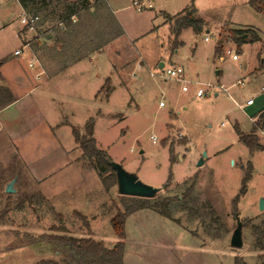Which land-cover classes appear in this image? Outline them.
Listing matches in <instances>:
<instances>
[{
	"label": "rangeland",
	"instance_id": "374dc122",
	"mask_svg": "<svg viewBox=\"0 0 264 264\" xmlns=\"http://www.w3.org/2000/svg\"><path fill=\"white\" fill-rule=\"evenodd\" d=\"M131 2L89 0L90 5L75 16L68 28L74 33L63 35L75 46L72 53L93 52L108 44L104 51L116 64L112 73H119L121 82L104 103L103 94L93 102L86 85H63L59 108L64 120L74 122L79 130L83 122L92 118L97 147L144 184L160 188L152 198L178 196L183 200L182 193L194 182L193 203L200 211H207L200 206L209 200L221 225L213 223L211 216L191 218L186 211H176L178 203L173 202L168 209L179 219L180 229L160 236L150 225L138 224L150 247L141 249L135 237L137 232L133 234L135 230H132V244L127 242L123 264H264V208H258V199L264 197V150L251 154L235 131L237 127L240 132L249 133L252 128L246 114L235 103L255 99L258 105L264 100V14L250 8L246 0H143L152 7L141 13L128 9ZM52 4L49 3L47 11H51ZM191 6L204 22L201 31L195 33L188 27L175 37L162 15L173 17ZM55 7L58 12L53 17L62 8L57 4ZM122 7L127 8L117 18L111 11ZM20 13L16 0H0V24L8 21L11 31L7 37H0V57L18 44L13 33L21 25ZM144 21H152V25L138 35ZM55 22L43 23L37 40L33 38L35 32H28L27 36L25 32L24 40L33 35L30 45L42 43L46 38L43 31L48 28L53 38L56 37V31H60ZM120 30L125 33L117 38ZM228 30H248L250 37L236 42ZM218 42L222 46V60L214 56ZM115 47L123 50L118 57L113 52ZM227 50L236 54L237 59L232 60ZM127 56L131 58L126 65L121 64L122 71L119 62ZM159 63L164 68L180 67L187 90L182 91V83L173 78L159 77ZM79 66L71 67L68 72H77ZM237 80H242V84H237ZM75 81L72 78L71 83ZM111 81L115 82L116 77H111ZM220 84L230 96L218 88ZM198 89L204 91L201 96L196 95ZM98 101H101L100 112H97ZM160 101L163 106H159ZM249 109L245 112L249 113ZM150 136H155L156 141L152 142ZM259 142L264 144L260 139ZM203 152L206 156L202 165L197 166ZM16 158L11 140L0 134V264L57 260L58 255L46 251L39 242V236L44 233L90 237L107 247L113 246L117 239L109 220L116 207L122 208L120 200L124 196L118 193L116 184L106 191L90 172L89 176L70 178L66 185H61L62 176L54 177L46 185L52 187L53 199L43 192H33L43 187L29 180L25 185L18 182L15 192L6 193L1 180L8 174H13V179L22 173ZM248 164L251 176L240 194ZM166 183L169 185L164 187ZM148 209L140 215H160ZM74 210L84 215L78 217ZM57 214L61 217H56ZM234 215L242 222L239 248L231 247L229 242L236 226ZM141 218L137 220L140 222ZM124 230L126 234L125 225ZM214 234L218 237L208 240ZM162 238L178 243L179 251L170 245L161 248L153 243L161 245ZM134 244L140 249L131 248Z\"/></svg>",
	"mask_w": 264,
	"mask_h": 264
},
{
	"label": "crops",
	"instance_id": "0c3cea01",
	"mask_svg": "<svg viewBox=\"0 0 264 264\" xmlns=\"http://www.w3.org/2000/svg\"><path fill=\"white\" fill-rule=\"evenodd\" d=\"M134 1H139L141 3L140 8L133 6ZM17 5L19 12H22L23 9L18 1ZM131 6H128L130 11L135 12L136 10L139 11V13L146 9V7H152L150 3L145 5L143 0H132ZM125 8L127 7L118 8L111 12L118 18V13H120L121 16ZM154 15L156 16L155 13ZM162 16L164 17V21L169 23L166 14L164 13ZM151 25L152 21H144L141 28H138V30H141L138 35L150 29ZM70 26L71 25H68L67 30L59 29L60 33L56 31V37L54 38L50 33L51 29L48 28L44 42L22 48L23 42L25 41V31H23L22 26L19 25L17 30L14 31L15 33H13V37L18 41V44L14 45L9 54L0 57V105L4 103V106L0 108V134H4L11 140L15 148L16 159L19 166L22 167V173H17L15 177L14 187L17 186L18 182H22L25 185L29 180L30 183L43 187L33 192H43L47 198L52 199V187L46 185L49 184L50 180L54 177L62 176L61 185H66V182L70 178L79 179L84 177V174L89 176L92 174L90 172H93L94 175H96V178L94 177L95 180L100 182L95 171L89 166V163L81 157L82 152L72 135V126H75L73 124L74 122L72 123L67 119L64 120V115L59 108V104L62 102L59 100L63 98V96L60 95V89L63 85H76L78 87H85L86 85L88 91L87 95L92 96L93 102L98 99V95L103 94L104 103L107 101L111 91L116 89L121 82L118 79L119 73H112V69L116 71V64L112 61V58L110 60L104 51L108 44H105L103 47L99 46L93 52L91 50H86L80 54L77 52L72 53V49H74L75 46H72L70 41L63 38V35L71 36L70 32L73 30H68ZM9 28L8 21L5 25L0 24L1 38H3V36L7 37V32H11ZM124 33V30H120V34L117 38H122ZM27 34L28 32H26V36ZM19 48H22L21 53L14 55L13 52ZM113 52L118 57L123 50L115 47ZM130 58V56H127L126 59L119 62V69H121V64L125 62L126 65L128 62L127 60ZM31 59L34 60V66L32 68L29 67ZM82 63L84 66H81ZM77 64H80L77 72H68L71 67L74 68ZM160 64L161 63H159V66ZM160 68H164V64H162ZM111 77H116V81L112 82ZM72 78L76 79L74 83H71ZM2 89L7 90V96L3 93ZM1 93L3 94L1 95ZM8 97H10L11 100L8 101ZM100 102L101 101H98V106L96 105L98 108L97 112H100ZM247 108H250L249 113H251V115H259V112L264 109V100L261 99L260 103L257 105L254 99L253 104ZM85 122L83 123L85 124ZM12 177L13 174L6 175L1 180L2 184L4 185V183L9 181ZM99 184L101 185V182ZM16 190L17 187L15 188V191ZM148 210V208L137 210L126 218L124 224L126 229L125 252L127 242L130 241L132 244L131 235L136 232L137 235H135V237H137L139 242H137V244H139L140 248L143 249L142 247L144 246L150 247L151 243L149 239L144 237V230H142V226L140 227L138 224L150 225L152 230L158 232L156 234L160 236L170 233L173 229H180V222H175L161 214L152 216L147 214L140 215ZM73 212L84 215L77 210ZM141 216L143 218H141L139 222L137 219ZM184 228L185 226L183 225L182 229L185 230L186 228ZM132 230H135L133 234H131ZM162 230H165V232H161ZM128 234H130V236H128ZM175 234L178 235L177 233ZM183 234H185V232ZM140 235H142V237ZM194 235L198 237L197 234ZM207 238L208 240L214 239L210 236ZM153 243L161 248H167V246L170 245L171 248H178L179 251V247L177 246L178 243L176 245L175 242H171L168 238H162L161 245L155 241ZM130 246L133 249L136 247L135 244ZM140 248L136 247L137 250ZM177 258L180 257L178 256ZM35 264L52 263H41L40 261Z\"/></svg>",
	"mask_w": 264,
	"mask_h": 264
},
{
	"label": "trees",
	"instance_id": "16d2710c",
	"mask_svg": "<svg viewBox=\"0 0 264 264\" xmlns=\"http://www.w3.org/2000/svg\"><path fill=\"white\" fill-rule=\"evenodd\" d=\"M21 8L30 15L39 17V23L36 28V33H40L39 27L45 22L56 21L55 25L59 29L67 30L68 25L72 23L71 18L78 15L87 5H90L89 0H17ZM51 5V11L48 10L49 3ZM246 3L250 8L258 13L264 14V0H246ZM60 5L61 11L53 17L52 14L57 11L55 5ZM50 8V6H49ZM55 8V9H54ZM54 10V11H52ZM54 15V14H53ZM41 16V17H40ZM167 21L170 24L171 33L177 37L180 31L184 28H192L195 33L201 31L204 25L203 20L197 15L194 7H190L183 13L173 17H168ZM62 22L63 26H58ZM24 31V29H22ZM236 42H243L249 39L250 35L248 30L243 31H230ZM44 34L47 30L43 31ZM74 31L70 32V35ZM222 46L218 44L214 47V56H220ZM3 93L7 96V90L2 89ZM1 93V95L3 94ZM7 100H11L10 97ZM4 106V103L0 105V108ZM253 115V114H252ZM260 122H264V109L259 112L258 119L252 123V128L249 133L240 132L237 127L235 128L238 140L248 149L252 154L256 150H264V144L259 142V138L255 134V128ZM94 121L89 118L82 130L72 126V135L75 142L78 144L82 154L83 160L89 163V166L96 172L101 185L104 190H109L111 186L116 184L115 174L107 164L111 159L106 153L99 149L96 145V141L93 138ZM171 152V151H170ZM173 162V157H170ZM251 176V165L248 164L246 173L241 181L240 194L245 190V184ZM194 182L191 183L185 191L182 193L183 200H180L178 196L164 197L160 200L155 198H140L132 196H121L120 205L122 208L116 207L115 212L110 216V225L116 241L112 247L105 246L102 242L93 240L90 237L74 238L67 234H41L39 236V242L43 244V248L50 253L57 254V260H44L41 263L52 264H123V251H124V239L125 230L124 224L126 218L137 210L144 208H151L160 213L161 215L172 219L175 222H179L172 216L171 211L168 209L173 202H177L176 211H186L191 218H201L205 216H211L212 222L221 225L219 217L215 214L209 200H205L201 204L202 210L197 207L193 202L192 192L194 189ZM169 184H164L167 187ZM185 200H189L191 204H188ZM238 197L233 199L234 205L236 204ZM76 216L82 215L78 212H73ZM56 217H61L59 214ZM219 228V227H218ZM218 237L217 234L212 236ZM45 246V247H44Z\"/></svg>",
	"mask_w": 264,
	"mask_h": 264
},
{
	"label": "built area",
	"instance_id": "2783aa9c",
	"mask_svg": "<svg viewBox=\"0 0 264 264\" xmlns=\"http://www.w3.org/2000/svg\"><path fill=\"white\" fill-rule=\"evenodd\" d=\"M140 5L141 3L139 1H134L133 2V6L137 7V8H140ZM71 21L74 22L75 21V18L72 17L71 18ZM19 22L22 26V29H24L25 32H29V33H33L35 32L34 34V40H37L38 37L40 36V34L36 33V28L38 26V23H39V17L38 16H33V15H30L28 14L27 12H25L24 10L20 13V16H19ZM60 27L63 26L62 22L59 23ZM33 35H31L32 37ZM31 37H29L28 39H26L24 42H23V45H22V48H26L30 45V42L32 41ZM205 40H208V37H205ZM22 48H19V49H16L13 54L14 55H18L21 53L22 51ZM226 54H231L229 50L226 51ZM219 59L222 60L223 59V56H219ZM231 59L232 60H236L237 59V56L236 54H231ZM34 60H30L29 62V67L32 68L34 66ZM152 76H155L151 73ZM159 77H162L164 79H168V78H173L179 82L182 83L181 85V90L182 91H185L187 90V87L184 85V83L186 82V80L183 78L182 76V69L180 67H167V68H162L161 71L157 74ZM237 84H242V80H237L236 81ZM218 88L220 90H222L223 92H225V94H227L228 96H230L228 94V90L226 87H224L223 85H218ZM204 93V91L202 89H198L196 91V95L197 96H201L202 94ZM231 98V97H230ZM253 104V99H248L247 101H245L244 104H238V103H235V105L241 110L243 111L246 116L248 117V119L250 120L251 123H254L255 121H257L258 119V115H251L249 114L248 112H245L246 108L250 105ZM159 106H163V102L160 101L159 102ZM255 134L257 135V137L264 143V122H260L257 127L255 128ZM150 139L152 140V142H155L156 141V138L155 136H150Z\"/></svg>",
	"mask_w": 264,
	"mask_h": 264
},
{
	"label": "water",
	"instance_id": "95a60500",
	"mask_svg": "<svg viewBox=\"0 0 264 264\" xmlns=\"http://www.w3.org/2000/svg\"><path fill=\"white\" fill-rule=\"evenodd\" d=\"M162 64L163 63H161L159 67H161ZM216 74H218V71H216ZM205 156L206 153L203 152L196 163L197 166L202 165ZM107 164L115 174L116 187L120 195L140 198H152L160 189L144 184L138 179L135 174L125 171L122 166L116 162L110 160L107 162ZM14 182L15 178L5 183L4 191L6 193L15 192ZM258 208L259 210H262L264 208V197H260L258 199ZM229 242L231 247L234 248H239L242 246V222L240 221L238 215H236V226L232 230Z\"/></svg>",
	"mask_w": 264,
	"mask_h": 264
},
{
	"label": "flooded vegetation",
	"instance_id": "af4514ba",
	"mask_svg": "<svg viewBox=\"0 0 264 264\" xmlns=\"http://www.w3.org/2000/svg\"><path fill=\"white\" fill-rule=\"evenodd\" d=\"M235 221H236V215H234Z\"/></svg>",
	"mask_w": 264,
	"mask_h": 264
}]
</instances>
